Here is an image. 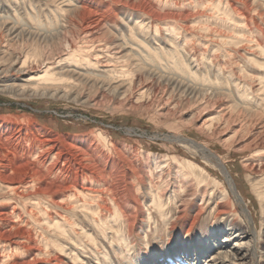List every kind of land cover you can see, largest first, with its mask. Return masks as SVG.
<instances>
[{
	"label": "rangeland",
	"instance_id": "rangeland-1",
	"mask_svg": "<svg viewBox=\"0 0 264 264\" xmlns=\"http://www.w3.org/2000/svg\"><path fill=\"white\" fill-rule=\"evenodd\" d=\"M80 1L96 10L88 16V21L98 20L95 24L99 28L92 25L93 35L108 42L126 41L127 46L121 51L128 53L130 60L125 67L128 73H121L125 77L122 82H133L132 88L120 96L95 83H78L65 97L0 92V124L21 122L18 128L2 134L0 143H6L7 137L15 138L18 130L26 133L31 130L36 141L17 143L21 146L11 152L48 173L47 165L38 164V155L30 157L29 152H41L38 142L42 138L54 142L70 159L62 172L53 176L45 173L59 181L80 180L71 174L83 172L81 166L72 168L79 156L65 147L67 142L79 144L83 152L88 150L85 153L99 163L91 171L106 172L109 185L128 178V174L155 184L161 174L169 183L163 189L166 199L158 212L152 204L153 192H148L140 179L131 180L136 185L132 190L137 199L126 197L131 201L121 227L124 239L129 232L133 241L131 255L120 244L114 228H109L107 218L101 219L107 226L98 229L90 222L93 213L87 210L79 211L72 222L74 242L40 222L21 231L30 237L25 245L34 244L41 254L33 258L28 248L22 246L10 253L9 258L16 257V262L25 264L38 260L50 264H209L208 258L215 250L210 253L205 249L201 258L199 252L209 245L216 249L214 243L231 249L237 241V237L229 236L231 232L246 235L242 237L245 241L253 240L248 246L251 249L248 264H264V0H224L215 3L216 9L213 0H129L130 4L125 6L113 0ZM57 3L52 6L45 0H13L12 4L0 1V15L5 19H0L1 49L8 53L30 52L29 63L37 68L38 57L66 52L68 41L77 42L81 34L68 23L65 14L61 16L62 6ZM10 23L17 28L14 37L7 33ZM95 68L103 74L100 79L107 77L106 68ZM143 86L149 92L138 98L137 92ZM243 98L250 99L251 104L243 103ZM155 162L162 163L156 166ZM254 163L259 169H251ZM185 164L192 168L185 169ZM185 172L198 176L206 184L198 185ZM127 183L122 185L127 187ZM212 186L218 192L209 195ZM22 201L29 206L26 199ZM12 205L14 202L0 201V208L5 210ZM49 207L53 205L48 203L46 208ZM59 211V208L52 210ZM221 211L227 213L218 214ZM171 223L175 224L173 229ZM80 227L88 229L85 234L95 238L97 247L91 249L96 253L89 249L86 253L80 248L89 242ZM55 246L63 248L62 251ZM189 247L191 252L185 254ZM103 248L109 258L99 253ZM69 249L73 251L70 255Z\"/></svg>",
	"mask_w": 264,
	"mask_h": 264
},
{
	"label": "bare ground",
	"instance_id": "bare-ground-1",
	"mask_svg": "<svg viewBox=\"0 0 264 264\" xmlns=\"http://www.w3.org/2000/svg\"><path fill=\"white\" fill-rule=\"evenodd\" d=\"M0 1L3 3H6V4H12V2H13V0H0ZM46 1L49 3L51 2V4L57 1L58 2L57 4L62 6V7H59L60 8L59 9L60 14H61V16L63 14H65L66 18L68 19V23H71V25H73L74 27L79 29L80 34H81L79 40L77 42H73L72 40L68 41L67 46H66L67 49L65 50L66 52H64V53L62 52L63 51L62 50V51H60L61 53H59V54L57 53V55H54V56L52 55V56H49L46 58L38 57L37 59H39V60L38 61L36 60V62H40L39 63L40 66H39V68H37V67L31 66V64H30L31 61L29 63V59H30L29 57H32V56H29L30 52H29V54L25 53V52L22 54L21 51H20V53H14L12 51L10 53H8L9 51L7 52V50H3L5 48L1 49V47H2L1 43L3 42L2 41L3 39H2L1 40L2 42L0 41V92L1 93L8 92V94L12 93L13 95L15 94V96L28 94L30 96H34V95L35 96H38V95H41V96L42 95H44V96L48 95L49 96L50 95L52 97L53 96H58V97L64 96L65 97V96H69L71 90H73L71 88L74 87L75 85H77L78 83L79 84L80 83L81 84L82 83H95V84H99L100 86L105 87L106 89H110V90L116 92L119 96L125 95L126 92H128L130 90V88H132V83H133L131 81H129V82L127 81V83L122 82V80H125V77H124V74L122 76L121 73H128L127 69H125V67L127 65V62L130 60V56L128 55V53L124 54V53H122L123 51H121L125 46H127L125 44L126 39L124 40L125 42L119 41V43H115L114 41L108 42V41L101 40L99 37L97 38V36L93 35L92 34V30H93L92 25L94 24L97 26V24H95V23H97L98 20H97V22L93 21V20L90 21V19L88 21V16L92 15V13L96 10H94L92 7H90L89 5L85 4L84 2H82L80 0H45V3H47ZM113 1L119 2L118 3L119 5L123 4L124 6L130 4L129 0H113ZM210 1H212V0H210ZM223 1L224 0H218V2H215L213 0L212 2H213V5L215 7L214 9H216V7H217V5H215V3L221 4ZM36 2H38V1H36ZM190 2H191V0H190ZM206 2H208V0ZM195 3H194V5H195ZM36 4H38V3H36ZM227 4H228V2H227ZM45 5H44V7H46ZM119 5H118V7H119ZM174 5H176V4L174 3ZM52 6H54V5L52 4ZM231 6H232V4H231ZM111 9H112V6H111ZM120 9H122V8H120ZM106 10L107 9L105 8V11ZM108 10H110V9L108 8ZM125 10H126V8H125ZM127 12H128V10H127ZM107 13H109V11H107ZM107 13H105V15ZM138 13L139 12H137V14ZM115 14H114V17H115ZM102 16H100V17H102ZM100 17H99V19H100ZM108 17H109V14H108ZM2 18L4 19V17H2L0 15V19H2ZM6 18H7V16H6ZM93 18H95V17H93ZM170 18H173V17H170ZM136 21H137V19H136ZM162 21H164V20H162ZM2 22L3 21H1V23ZM105 22H108V21L105 20ZM104 24H101V25H104ZM11 25H13V24L10 23V26L7 27V33L9 31V34L12 35V37H14L17 34V33H15L17 31V28L13 27ZM101 25H100V27H101ZM62 26H65V25H62ZM134 27H135V25H134ZM134 27H131V28L135 29L136 27L135 28ZM5 28H6V26H5ZM164 28H165V26H164ZM136 29L139 32L138 28H136ZM113 36H114V34H113ZM172 36H173V34H172ZM219 37L221 38V36H219ZM121 38H122V36H121ZM125 38H127V37H125ZM128 41H127V43H128ZM142 41H144V40H141V42ZM11 45L12 44H10V46ZM128 45H129V43H128ZM137 46H140V45H137ZM155 47H154V49H155ZM36 49H38V48H36ZM37 53L38 52H36V54ZM32 55H33V53H32ZM39 56H41V55H39ZM34 61L32 60V62H34ZM103 61H108V64L105 62L103 63ZM111 61L113 63H115L114 64L115 67L116 66H118V67L114 69V66H112ZM101 63H103V64H101ZM95 66L106 68V69H104V71L107 72L106 73L107 77L106 78L102 77L100 79V76H102L103 74L101 75V72H100L101 70H98L97 68H95ZM127 77H128V74H127ZM105 79H107V80H105ZM136 85H135V87H136ZM139 86H141V85L139 84ZM78 90H79V86H78ZM147 91L149 92V88H147L146 86L140 87V89L137 92V97L142 98L143 95ZM111 92H110V94H111ZM146 95H145V97H146ZM147 97H148V95H147ZM247 98H248V96H247ZM134 99H135V97H134ZM249 100L250 99L243 98L242 102L245 104H249L251 102ZM141 105H142V103H141ZM137 107H139V104ZM256 107H258V106H256ZM20 123L18 121L17 122L13 121L10 123L9 122L1 123L0 124V138H1V135L5 134L7 130H10L13 128L15 129L16 126L18 128V125H21ZM22 129L24 130L23 127H22ZM16 133H15L16 135L14 134L15 138H12V137L8 138L7 137L6 143H4V144H3V142L0 143V185H1L0 186L1 187L0 188V201L14 202V205L11 206L10 210H5L3 208H0V264H18V263H20V261L19 262L15 261V260H18V259H16V257L14 259L9 258V257H10V253L18 251L19 249L22 248V246H23V248H25V247L28 248V251L30 252V254L32 255L33 258L37 257V256H39V254H41L40 249L37 246H35L34 244L33 245H31V244L25 245V241L29 240L30 237L27 238L28 234H26V232L21 231V229L25 228V227H30V225H32V224L44 222L46 226L52 227L55 230V231H53L54 233H57L59 235H63L65 237H67L69 240L74 242L75 239L71 235V229H70L73 226L72 222H75V220L77 219L75 215L79 211L84 212L87 210L89 213L90 212L93 213L92 214L93 216H92V219L90 220V222L92 224H94L95 226L99 227L98 229L102 230V228H105V226H107L108 223H106V222H110L109 228L110 229L114 228L113 232L115 231V235H117V239L120 240V244L124 245V247L127 249L126 251L131 255V252L133 249V241L130 240V233L129 232L127 234V238L124 239L122 228H121V227H124V219L126 216L127 208L130 206V201H131V198L126 199V197H133L135 200L137 199V196L134 194L135 190H132L133 188H136V185L134 186V184H132L131 180L134 179V177L136 180L140 179L139 183H142L143 185H145L148 192H153L154 200H153L152 204H153V206L156 207L158 212L161 211L162 203L166 199V197H164V194H163V189H164V187H166L169 184L167 182L168 180L166 181L165 179H163V177L160 174L158 177L159 182L152 184L153 182H151L150 180H148V182L146 183V182H144V180L142 181V179L139 178V176H137V175H130L129 176V174H128L127 175L128 178L124 177V179L122 181L119 178L120 180H118L116 182V180L114 179V177L116 176L115 175V176H113V179L115 180L114 183L112 182L113 186L109 185V183L106 179L109 176L106 177V175H105L106 172H104L101 169H100L101 171H95V172L91 171V169L98 168V167H96V165L99 163L96 164L95 161L92 160L91 156L88 155L87 153H85L88 150L87 151L84 150V152H83L81 149V145L67 142L65 144V147L67 149H69L70 152H72L71 154L74 155L76 153L79 156L77 158V160L74 161V164L76 166L72 165V168H74L76 170L77 166H81L83 169V172L82 173H78L77 171H74L73 173L71 172V174L75 175V177H78L80 180H76V181L75 180H62V181H59L58 179H56V176H54L55 178H53V177L51 178L50 176H47L46 174H48L50 172V175L52 173V176H53V174H57L58 171L60 173V171L63 168H65L64 165L66 164V161L68 163V160H70L68 158L69 155L67 156L65 152H62L57 146L54 145V142L50 141L49 139L44 140L42 138V140H39V142L37 141L38 142V148L39 147L41 148V152L35 150L32 152L30 151L29 154H30V157H31V155H35V156L38 155V157H39L38 158L39 160L37 159V161H39L38 164H45V166L47 165V167H49V168L46 167L47 169L45 168L46 171L48 169H50V171L48 173L45 172L46 173L45 174L43 169H39V168L35 167L34 164L30 163V161H27V162L23 161L22 159L18 158L15 155V153L11 152L12 150H15V148L18 146L17 143H20V142L21 143L22 142L32 143L33 141H36L31 130L28 131L27 133L23 132L22 130H20V131L18 130ZM7 136H8V134H7ZM54 139H56V138H54ZM20 146H18V147H20ZM86 147H87V145H86ZM34 149H35V147H34ZM30 150H32V149H30ZM92 151H93V149H92ZM90 152L91 151H89V153ZM39 154H40V156H39ZM57 159H60L61 163H58ZM37 161H35V163ZM161 163L162 162H155V165L160 166ZM129 164H131V163H129ZM251 167H252L251 169L254 168V170L259 169V165L255 164V163L252 164ZM68 168L70 170L71 167L68 166ZM68 168H67V170H68ZM186 168L190 169V168H192V166L189 164H185V169ZM103 169H105V168H103ZM111 170H112V168H111ZM113 170H112V172H113ZM115 170H116V168H115ZM135 171H137V170H135ZM109 173H110V171H109ZM116 174H118V172ZM185 176L191 177L192 179H194L198 185L199 184H206V182L204 180H201V178H198V176H195L194 174H191L189 172H185ZM129 177H130V179H129ZM123 182H126V183L128 182L127 187L122 185ZM128 185L131 187V189H129ZM212 187H211L212 191L209 193V195H212L213 193L218 192V190L215 186H212ZM202 191H203V189H202ZM203 193H204V191H203ZM167 197H169V195H167ZM22 199H26L29 202L28 207H30V208H28L24 204L25 202H23ZM48 203L53 205V207L46 208L48 206ZM20 205L25 206L26 209L21 208ZM3 207H6V206H3ZM91 207H93V209ZM218 207L223 208L224 206L219 205ZM55 208L60 209L59 213H57V212L53 213L52 212V210H54ZM23 213H25L26 215L23 216L24 215ZM226 213L227 212H225V211H221L218 214L225 215ZM160 214L162 215V213H160ZM106 218H107V221L104 223L101 219H106ZM174 219L177 220L179 218L175 217ZM14 221H18V222L11 223ZM171 224H172V226L171 225L170 226L173 229L175 224L174 223H171ZM84 228L85 227H80L81 233L83 232V235H85V237H87V239H89V242L87 241L86 245L81 244L80 248L84 250L83 252H86L89 249V250H93V252L96 253L94 250L97 247V243L94 241L95 238L91 237L90 234H85L86 230H88V229H84ZM113 232H111V235L114 236ZM168 232H170V231H168ZM241 234L242 233H234V234L231 232L229 233V236L237 237V241H235L231 245V249H230V246L229 247L227 245L223 246L222 244H218V243H214V245L217 246V248L213 249V248H211V245L208 244L209 246L203 248L201 250V252H199L201 254V255H199L200 258L205 255L204 250L209 249L210 253L213 250H215L210 254V256L208 258L209 264H248L249 260L247 259V256H248L249 251L251 250V249H249L248 246L250 243H252L253 240L251 238H249L247 241H245L244 238H242V237H246V235L242 236ZM46 245H48V244L46 243ZM55 248H57L61 251L63 249L59 246H55ZM91 248H94V249H91ZM65 251L66 250H64L63 252H65ZM67 251L69 252L68 255H70V253L73 252L70 249ZM185 251H186L185 254H189V252H191L190 247L186 248ZM86 253H88V252H86ZM99 253H102L107 258H109L108 252L104 248ZM132 254L135 255L134 252ZM97 255H98V253H97ZM196 255H197V253H196ZM76 258H77V255H76ZM196 258H197V260H200L198 256H196ZM10 259L13 260L12 263H11ZM55 259L57 260V258H55ZM80 261H82V260H80ZM21 262H22V260H21ZM25 263L26 262H23L20 264H25ZM144 263L145 264H151L152 262H144ZM35 264H50V263L42 261V260H38L35 262Z\"/></svg>",
	"mask_w": 264,
	"mask_h": 264
}]
</instances>
